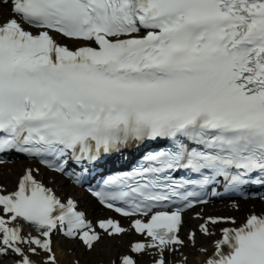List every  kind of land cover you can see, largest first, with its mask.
Instances as JSON below:
<instances>
[{
  "label": "snow or ice",
  "instance_id": "6c2138e0",
  "mask_svg": "<svg viewBox=\"0 0 264 264\" xmlns=\"http://www.w3.org/2000/svg\"><path fill=\"white\" fill-rule=\"evenodd\" d=\"M141 148L133 170L88 189L127 227L94 224L40 167L3 183L22 156L83 187ZM253 186L264 188V0H0V264H60L57 236L90 254L73 264H188L190 249L204 264H264V211L219 229L211 251L180 235L188 210ZM195 218L207 238L237 224Z\"/></svg>",
  "mask_w": 264,
  "mask_h": 264
},
{
  "label": "bare ground",
  "instance_id": "6f19581e",
  "mask_svg": "<svg viewBox=\"0 0 264 264\" xmlns=\"http://www.w3.org/2000/svg\"><path fill=\"white\" fill-rule=\"evenodd\" d=\"M9 168L12 169V173L11 174H5L4 175V178H3V182L7 185V186H10L14 180V178L16 176H18V173L22 170L23 168V163L22 161H19V162H14L11 166H9ZM58 181L60 183H65L61 178L58 177ZM69 187V186H67ZM71 189H74L79 195H82L81 191L74 188V187H69ZM83 197H86L84 195H82ZM92 216V214H91ZM188 220V219H187ZM126 240V239H125ZM206 244H207V241H206ZM57 245V257L59 259V261H61L62 263L64 264H71L73 262L74 259L76 258H80L82 262H85V261H89L91 259L90 255L87 256L84 254V252L78 248V247H75V248H71V249H75V254L69 256L65 253V250L63 248L60 247V245L58 243H56ZM122 250V249H121ZM188 255H189V264H191V262H194V260H201L202 259V255L199 254L196 250H192V251H188L187 252ZM102 257L100 256H97L95 259H101Z\"/></svg>",
  "mask_w": 264,
  "mask_h": 264
},
{
  "label": "rangeland",
  "instance_id": "374dc122",
  "mask_svg": "<svg viewBox=\"0 0 264 264\" xmlns=\"http://www.w3.org/2000/svg\"><path fill=\"white\" fill-rule=\"evenodd\" d=\"M131 239L129 238L127 241L129 242ZM117 244H120L121 242H116ZM73 246V244L72 243H70V242H67V244H66V246H65V250H66V252L69 250V248H71ZM73 247H75V246H73ZM124 248H125V246H123L122 247V249H123V251H125L124 250ZM86 256H87V258H88V256L90 255V254H87V253H84ZM71 256V255H70ZM89 259V258H88ZM97 261L99 260V259H96Z\"/></svg>",
  "mask_w": 264,
  "mask_h": 264
}]
</instances>
